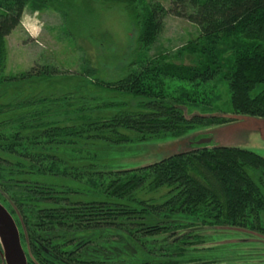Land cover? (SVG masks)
Returning <instances> with one entry per match:
<instances>
[{"label": "trees", "instance_id": "trees-1", "mask_svg": "<svg viewBox=\"0 0 264 264\" xmlns=\"http://www.w3.org/2000/svg\"><path fill=\"white\" fill-rule=\"evenodd\" d=\"M71 1L0 0V98L12 92L0 102V202L18 226L28 264H212L224 255L200 229L264 233V158L254 152L204 145L104 170L95 151L224 121L181 110L210 105L214 91L204 86L216 79L227 83L233 114L264 117V0H171L168 10L150 1L142 12L144 0H101L122 4L138 27L136 57L122 75L89 80L96 70L85 57L75 74L48 64L5 73L6 38L26 6L65 16ZM167 14L197 26L198 36L149 56ZM184 55L190 64L172 59Z\"/></svg>", "mask_w": 264, "mask_h": 264}, {"label": "rangeland", "instance_id": "rangeland-1", "mask_svg": "<svg viewBox=\"0 0 264 264\" xmlns=\"http://www.w3.org/2000/svg\"><path fill=\"white\" fill-rule=\"evenodd\" d=\"M150 1L160 3L166 10L171 5V0H144V4L139 7L140 12ZM40 7L28 4L20 24L6 38L8 55L5 73L24 72L34 65L48 64L57 67L59 71L75 74L83 62H86L82 59L85 57L88 59L86 64L96 70V75L89 80H114L122 75V68L136 57L138 27L122 4L101 0H75L63 7L65 16L52 7ZM2 12L0 9V14ZM198 33V27L194 24L167 14L163 18V28L148 55L173 53L194 40ZM172 59L183 64L192 62L187 55ZM56 81L62 80L58 78ZM75 81L76 79H71L67 83L70 85ZM168 83L171 87L187 86L179 81ZM53 88H56L53 90L54 94H62L61 85ZM204 88L214 91L210 94L211 104H181L183 114L187 118L194 115L219 116L221 119L225 118L224 121L198 125L180 136L150 138L121 145L102 144V147L95 150L99 169L136 168L204 145L237 147L264 158V117L233 114L231 96L225 80L216 79ZM10 89L5 90L0 102L7 101V97L12 95ZM96 91L94 88L88 90L93 96L97 95ZM28 93L29 89L25 90L24 94ZM103 95L116 101L122 100L120 96L112 93ZM129 102L130 106L134 105V100ZM202 140L208 142L198 144ZM262 193L264 195V189ZM199 232L206 240L214 239L215 242L209 245L219 246L215 252L224 255L212 264H264L262 232L231 226H208Z\"/></svg>", "mask_w": 264, "mask_h": 264}, {"label": "water", "instance_id": "water-1", "mask_svg": "<svg viewBox=\"0 0 264 264\" xmlns=\"http://www.w3.org/2000/svg\"><path fill=\"white\" fill-rule=\"evenodd\" d=\"M206 142L208 141L202 140L198 142V144H205ZM0 249V264H28L21 245L18 226L11 213L1 202Z\"/></svg>", "mask_w": 264, "mask_h": 264}, {"label": "crops", "instance_id": "crops-1", "mask_svg": "<svg viewBox=\"0 0 264 264\" xmlns=\"http://www.w3.org/2000/svg\"><path fill=\"white\" fill-rule=\"evenodd\" d=\"M23 14H24V13H23ZM22 16H23V15H22ZM10 34H11V33H10ZM10 34H9V35H10ZM7 37H8V36H7Z\"/></svg>", "mask_w": 264, "mask_h": 264}]
</instances>
